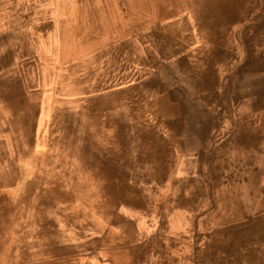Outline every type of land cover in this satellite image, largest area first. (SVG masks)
Returning a JSON list of instances; mask_svg holds the SVG:
<instances>
[{"label": "rangeland", "instance_id": "rangeland-1", "mask_svg": "<svg viewBox=\"0 0 264 264\" xmlns=\"http://www.w3.org/2000/svg\"><path fill=\"white\" fill-rule=\"evenodd\" d=\"M213 1L0 0V264H264V106L253 105L264 100V21L256 37L249 32L264 18V0ZM124 38L153 67L145 78L153 75L163 91L122 94L139 65L130 53L128 61L100 53ZM180 57L208 65L213 85L198 90L196 71L183 69ZM169 91L180 131L198 132L184 144L198 149L206 135V158L197 153L184 168L145 172L135 140L126 139L123 171L117 104L139 100L153 123ZM87 103L109 105L96 127L81 115ZM103 167L114 173L111 182L127 186L131 202L118 187L105 195Z\"/></svg>", "mask_w": 264, "mask_h": 264}, {"label": "bare ground", "instance_id": "bare-ground-1", "mask_svg": "<svg viewBox=\"0 0 264 264\" xmlns=\"http://www.w3.org/2000/svg\"><path fill=\"white\" fill-rule=\"evenodd\" d=\"M196 1V5H199L200 4V1L201 0H195ZM217 2H218V0H215V1H213V3H216L217 4ZM198 15L197 14H195V19L196 20H198ZM258 19V18H257ZM223 20H225V19H223ZM257 21V20H256ZM263 21H264V18H262V21L261 20H259L258 22H257V24H255L254 26H252V27H249V32L251 31L252 32V38H254V37H256L255 36V34H256V31L257 30H259V29H262V23H263ZM236 23V22H235ZM260 32H262V33H264V31L262 30H260ZM262 36V35H261ZM124 37V36H123ZM168 36L166 35V37L165 36H162V38H163V40H164V38H165V41L167 42V44H168V46H171V44L172 43H174V42H172V41H174V38H173V35L171 36V35H169V38H167ZM259 38H264V37H259ZM253 40V39H252ZM256 40V39H255ZM175 44V43H174ZM173 46V45H172ZM139 47V46H138ZM129 48V52H127V49ZM140 48V47H139ZM163 48V47H162ZM124 49H125V55H124V53H123V51H124ZM142 49V48H141ZM180 49H182L183 50V48L182 47H180ZM179 49H177V50H175V52H177ZM120 51H122V52H120ZM180 51V50H179ZM141 52V51H140ZM140 52L138 51H136V49L131 45V43H129L126 39H123L122 41H116V43L114 44V45H111L110 47H108V48H106V49H103V50H101V53H100V55H101V57H103V55H108L107 56V58H115V60H118L120 57H124V58H126V61H128V58H129V56H128V54L130 53V55L131 54H133V56L134 57H132L133 59H132V62H134L135 64H138L139 65V67H135L134 69L137 71V75L136 76H138V78L134 81V83H133V86H131L130 88H126V89H124L123 90V92H122V94L123 93H126L128 90H130V92H133V91H140V90H146V91H149V90H159V91H163L164 89H163V86H160V85H158L157 84V81H156V78L153 76V75H150V77L149 78H145V76L146 75H148V74H146L147 72H150V71H152L151 69H153V67L151 66H147L146 64H145V62H144V59H143V57H141V54H140ZM175 52L173 51V54H175ZM121 53H123V55H121ZM224 54V53H223ZM223 56V55H222ZM198 57V56H197ZM107 58H106V60H107ZM212 58V57H211ZM112 59V60H113ZM215 59V58H214ZM136 60V61H135ZM252 60V59H251ZM200 61L201 60H199V58H198V61H197V63L196 64H189V63H187V61L186 60H184L183 58H179L178 59V63L181 65V67L183 68V69H186V70H188V72L189 73H191L192 71H196L195 73H196V76H198V80H200V82H199V84L198 83H196V84H198V87H197V89L198 90H201V89H204V90H207L208 89V87L207 86H212L213 85V80L211 81V79H212V73H211V70L210 69H208L209 68V66H208V68H207V66L204 68V70H201L200 69V66H199V63H200ZM209 61V60H208ZM106 62V61H105ZM108 62V61H107ZM106 62V63H107ZM210 64V63H209ZM76 65V64H75ZM133 65V64H132ZM72 67V66H71ZM251 67V66H250ZM129 68H130V66H129ZM138 70H137V69ZM143 68V69H142ZM233 68V67H232ZM108 69V68H107ZM106 69V70H107ZM195 69V70H194ZM250 69H253V70H255L256 71V67H253V68H250ZM73 70V69H72ZM71 70V71H72ZM134 70V71H135ZM192 70V71H191ZM8 72V71H7ZM67 72V71H66ZM150 74V73H149ZM129 75V74H128ZM125 76H126V74H125ZM130 76H131V74H130ZM133 76V75H132ZM131 76V77H132ZM124 77V76H123ZM127 77V76H126ZM135 77V76H134ZM114 78V77H113ZM125 78V77H124ZM197 78V77H196ZM126 79H128V78H126ZM234 79V78H233ZM118 80V79H117ZM132 80V79H131ZM122 81V80H121ZM15 82V81H14ZM90 82V81H89ZM196 82H197V80H196ZM122 83V82H121ZM15 84V83H14ZM13 84V85H14ZM21 84V83H20ZM123 84V83H122ZM59 85H61V84H59ZM11 86V85H10ZM117 86V85H116ZM16 88V87H15ZM106 88V87H105ZM112 88V87H111ZM13 89V88H12ZM102 88H100V87H95V89H93L94 91H96V90H101ZM104 90V89H103ZM117 90V89H116ZM86 91V90H85ZM84 91V92H85ZM262 91V90H261ZM17 92V91H16ZM264 92V91H263ZM4 93V92H3ZM12 93H14V92H12ZM92 93V92H91ZM160 93V92H159ZM57 94V93H56ZM263 94V93H262ZM261 94V95H262ZM83 95V94H82ZM153 95V94H152ZM78 96V95H77ZM132 96V95H131ZM62 98V97H61ZM129 98V97H128ZM127 98V99H128ZM147 98V97H146ZM255 98V97H254ZM131 99V98H130ZM259 99H260V101L258 102V100L257 101H254V103H253V105L255 106V107H261V106H264V100L263 99H261V97H259ZM123 101V100H122ZM126 101V100H125ZM128 101V100H127ZM66 102V101H65ZM121 102V101H120ZM114 103V102H113ZM47 104V101L46 100H43L42 101V107H41V110L43 111V110H45V108H44V105H46ZM109 104V103H108ZM111 104V103H110ZM117 104V103H116ZM13 105V104H12ZM157 106H158V114H156V116H154V122L152 123V122H150L149 120H148V115H149V113H150V108H144L142 105H141V102L139 101V100H135V101H132V102H126V103H123V104H117V106H119L118 108V113H117V116H119V118H120V121H119V123H118V127L116 128L117 130L115 131V135H114V138H115V140L117 139L118 141L116 142V144L118 145V147H119V159H122V160H120V162H121V164L122 165H124V170L123 171H126V166H128V159H125V158H127L126 156L128 155V150H127V148H126V146H125V140L126 139H133V140H135V142H136V153H137V151L139 152V154H140V158H137V160H136V162L139 164V165H141L140 166V168L141 169H143L145 172H150V171H154V172H158V171H160V172H162L164 169H165V165H166V163H168V160L172 157L171 155H169V152H168V154H166V152H165V155L163 156V155H159V153H158V150H160V149H162L163 147H165L164 145H165V141L163 140V138L162 137H159V136H161L159 133H158V131H159V129L160 128H167L168 129V131H169V133L171 132V133H174V132H177V131H180L181 130V127H182V118L180 117V115H181V113H180V111H179V107H178V105H177V103H176V100H175V97L173 96V93L171 92V91H169V92H166V94H164V96L162 97V98H160V101H158L157 102V104H156ZM107 106V104L106 103H101V104H93V105H91L90 103L88 104L87 103V105H84V107H83V111L81 112V115L82 116H87L91 121L90 122H92V126H95L96 127V125H94V121H95V119L97 118L96 117V114L98 113V112H101L102 110H100V108H104V110H108V108H109V105H108V107H106ZM8 107V106H7ZM68 107V106H67ZM112 108V107H111ZM114 108V107H113ZM8 109V108H7ZM7 109H5V110H7ZM46 110H47V108H46ZM113 110V109H112ZM117 111V110H116ZM54 112V111H53ZM106 112V111H105ZM108 112V111H107ZM52 113V112H51ZM109 113V112H108ZM252 113H254V112H252ZM258 113V112H257ZM50 114V113H49ZM111 114V113H110ZM54 115V114H53ZM258 115V114H257ZM11 116V115H10ZM55 116V115H54ZM53 116V117H54ZM108 115H106V117H107ZM161 116L162 117H166L164 120H161ZM25 118H26V116H25ZM32 118V117H31ZM86 118V117H85ZM109 118H111V117H109ZM126 118H133V120H134V122L135 123H137V125H139V126H134L133 128H130L129 126H127V125H125V124H127V123H123V121L126 119ZM53 119V118H52ZM51 119V120H52ZM55 119V118H54ZM115 119V118H114ZM87 121V120H86ZM85 121V122H86ZM104 121V120H103ZM189 121V120H188ZM244 121V120H243ZM18 122L19 123H22V122H24V119H22V118H20V119H18ZM128 122H130V121H128ZM104 123V122H103ZM192 123V122H191ZM27 124V123H26ZM39 124H40V121H39ZM48 124V123H47ZM102 124V123H101ZM105 124V123H104ZM22 125V124H21ZM30 125V124H29ZM50 125H51V123H50ZM17 126V125H16ZM26 126V125H25ZM54 126V125H53ZM26 127H28V126H26ZM56 127V126H55ZM59 127H60V123H59ZM245 127V126H244ZM243 127V128H244ZM13 128V127H12ZM85 128H86V126H85ZM91 128V127H90ZM92 128H94V127H92ZM97 128H99V127H97ZM103 128V127H102ZM30 129V128H29ZM56 129V128H55ZM15 130V129H14ZM34 130V129H33ZM100 130V129H99ZM105 130V129H104ZM47 131V130H46ZM87 131V130H86ZM101 131H103V130H101ZM111 131H113V130H111ZM128 131H130L129 133V135L127 134V132ZM199 131V135H200V133H202V132H204L202 129L200 130H198ZM206 131V130H205ZM14 132V131H13ZM63 132V131H62ZM88 132V131H87ZM191 132V131H190ZM193 132H195V130L193 131ZM50 133V132H49ZM88 133H90V132H88ZM96 133H99V131H97V130H95V133L94 134H96ZM104 133V132H103ZM243 133V132H242ZM28 134V133H27ZM203 134H205V133H203ZM75 135V134H74ZM88 135H90V134H88ZM112 135V134H111ZM30 136H31V134H30ZM63 136H65V135H63ZM96 136V135H95ZM240 136H242V135H240ZM249 136H251L250 135V133H249V135H247V134H245V137H247L246 139H249L250 137ZM32 137V136H31ZM19 138V137H18ZM96 138H97V136H96ZM107 138H110V136H108ZM64 139H65V137H64ZM59 140V139H58ZM177 140V139H176ZM238 140V139H237ZM245 140V139H244ZM26 141H28V140H26ZM60 141V140H59ZM64 141V140H63ZM100 141V140H99ZM176 142V141H175ZM235 142V141H234ZM101 143V142H100ZM241 143H243V141L241 142ZM246 143V142H245ZM248 143H250V142H248ZM27 144H29V143H27ZM33 144V143H32ZM103 144V143H102ZM126 144H127V142H126ZM236 144V143H235ZM1 146V145H0ZM32 146V145H31ZM53 146V145H52ZM29 147H30V145H29ZM102 147V146H101ZM107 147V146H106ZM109 147V146H108ZM234 147V146H233ZM22 148H23V146H22ZM222 148V147H221ZM109 149V148H108ZM116 149V148H115ZM79 150V149H78ZM106 150V149H105ZM113 150H114V148H113ZM151 150H153V154H150V152H151ZM79 152V151H78ZM24 154V153H23ZM80 155H81V153H80ZM83 155V154H82ZM94 155V154H93ZM115 155V154H114ZM4 156H5V153H4ZM32 156H33V154H32ZM201 155L199 154V157H200ZM83 157V156H82ZM28 159V158H27ZM86 159V158H85ZM199 160V159H198ZM24 161V160H23ZM50 161V160H49ZM85 161V160H84ZM89 160H87V162H88ZM104 162V161H103ZM194 162H196L197 163V165H198V161L195 159V161ZM50 163V162H49ZM75 163V162H74ZM90 163V162H89ZM155 163V165L154 166H152V168H148L147 166L148 165H150V164H154ZM93 165H94V163H93ZM192 165V164H191ZM85 166V165H84ZM109 166V165H108ZM145 166V169L143 168ZM22 167V166H21ZM89 167V166H88ZM29 168H30V166H29ZM104 168V167H103ZM31 169V168H30ZM29 169V170H30ZM78 169V168H77ZM195 169V166H189V167H187L185 170H187L188 171V173H189V171L190 170H194ZM76 170V169H75ZM75 170H74V173H75ZM79 170V169H78ZM83 170V169H82ZM85 170V169H84ZM104 171H103V175H101V181H102V187H103V189L106 191L105 192V195H107V193L109 194V192L107 191V190H111V188H114V187H118V188H121V189H123V190H120L121 192H120V194H121V197H123V198H126V200L124 201L125 203H127V202H131V201H129V198L128 197H130V196H128V193H127V186L123 183V182H121V181H116V182H111V175L112 174H114V173H112V172H110V170L108 169H106L105 170V168L103 169ZM51 171V170H50ZM66 171V170H65ZM92 172V171H91ZM29 173V172H28ZM123 174V173H122ZM126 175H128V174H126ZM154 176H155V173L153 174ZM62 176V175H61ZM67 177H68V175H66ZM70 176V175H69ZM260 176V175H259ZM66 177V178H67ZM157 178H159V177H157ZM41 179V178H40ZM65 179V178H64ZM72 179H73V177H72ZM114 179H116V178H114ZM142 179V178H141ZM173 179V178H172ZM249 179V178H248ZM70 180V179H69ZM122 181H125V179H123ZM250 181H252V179H249V182ZM59 182V181H58ZM70 182V181H69ZM78 182V181H77ZM181 182V181H180ZM52 183V182H51ZM46 184V183H45ZM48 185V184H47ZM76 185V184H75ZM80 185H81V183H80ZM172 185V184H171ZM201 185V184H200ZM52 186V185H51ZM195 186V185H194ZM46 187V186H45ZM73 187H75V186H73L72 185V189H73ZM178 187H179V185H178ZM201 187V186H200ZM40 188H42L41 186H40ZM69 188V187H68ZM78 188V187H77ZM173 188V187H172ZM9 189V188H8ZM12 189V188H11ZM115 189V188H114ZM126 189V190H125ZM193 189H194V187H193ZM15 190V189H14ZM75 190V189H74ZM172 191H173V196H174V194H176V189L175 190H173V189H171ZM78 191V190H77ZM129 193H130V191H129ZM1 194V193H0ZM4 194V193H3ZM9 194V193H8ZM171 194V193H170ZM194 194H196V193H194ZM204 194V193H203ZM5 195V194H4ZM10 195V194H9ZM63 195H65V194H63ZM75 195V194H74ZM171 196V195H170ZM176 196V195H175ZM49 197V196H48ZM71 197V196H70ZM177 197V204H179V206L181 207V209L183 210V211H187L188 210V207H189V205L188 204H186V203H188L187 201H184V199H182V198H180L181 196H176ZM187 197V196H186ZM189 197H190V195H189ZM13 197H12V195H11V199H12ZM39 198V197H38ZM63 198V197H62ZM115 198V197H114ZM50 199V198H49ZM58 199V198H57ZM38 200V199H37ZM45 200V199H44ZM191 200V199H190ZM219 201H220V204L221 203H223L222 202V197L219 199ZM60 202V201H59ZM64 202V201H63ZM111 202V201H110ZM173 202V201H172ZM229 202L230 203H232V204H235L234 203V201L233 200H229ZM10 203V202H9ZM174 203V202H173ZM63 204V203H62ZM57 205V204H56ZM6 206V205H5ZM8 208V207H7ZM172 208V207H171ZM259 208V207H258ZM4 209V208H3ZM173 209V208H172ZM171 209V210H172ZM176 209V208H175ZM221 209V208H220ZM237 211V213L236 214H233L234 216H237L238 215V213L239 212H243L242 210H240V209H236ZM0 211H1V209H0ZM10 211V210H9ZM50 211V210H49ZM74 211V210H73ZM5 214H6V212H5ZM11 214V213H10ZM182 214V213H181ZM15 216V215H14ZM73 216V215H72ZM111 216V215H110ZM242 217L241 215H238V217ZM83 218V217H82ZM231 218H233L232 216H231ZM244 218V217H243ZM5 219V218H4ZM69 219V218H68ZM84 219V218H83ZM77 220H79V219H77ZM6 221V220H5ZM63 221H66V220H63ZM81 221V220H80ZM79 221V222H80ZM87 221V220H86ZM71 222V220L69 221V223ZM77 222V221H76ZM74 225V224H73ZM83 225V224H82ZM36 226V225H35ZM99 226V225H98ZM34 227V226H33ZM87 227V226H86ZM101 227H103V226H101ZM3 228V227H2ZM35 228V227H34ZM33 228V229H34ZM106 228V227H105ZM31 229V228H30ZM82 229H85V228H83L82 227ZM89 229V228H88ZM3 230H4V228H3ZM1 231V230H0ZM79 232V231H78ZM77 233V232H76ZM3 234V233H2ZM80 234V233H79ZM1 236V235H0ZM112 236H113V234H112ZM114 237V236H113ZM3 238V237H2ZM26 239V238H25ZM44 241V240H43ZM1 242V241H0ZM77 242V241H76ZM129 242V241H128ZM83 243V242H82ZM99 243V242H98ZM127 244H129V243H127ZM110 245H111V243H110ZM98 246V245H97ZM107 246V245H106ZM109 246V245H108ZM60 255H62L61 253H60Z\"/></svg>", "mask_w": 264, "mask_h": 264}, {"label": "crops", "instance_id": "crops-1", "mask_svg": "<svg viewBox=\"0 0 264 264\" xmlns=\"http://www.w3.org/2000/svg\"><path fill=\"white\" fill-rule=\"evenodd\" d=\"M125 39V38H124ZM184 58H188L189 56H183ZM223 66V65H222ZM221 64L218 66V69L221 67ZM104 67V66H103ZM101 67L104 72L109 73L108 70H106V67ZM93 72V71H92ZM96 72V71H94ZM104 72L102 71V73L104 74ZM201 96V95H200ZM201 134V133H200ZM162 137L163 140L165 141V147H163L162 149L158 150L159 155H165L168 154L171 155L172 157L168 160L167 163V169H176V166H179V168H184L183 166H180L183 163H189V159L187 158L185 160L186 156H190V155H196L197 153H199L200 155H204V158H206L207 155V149H208V144H207V137L206 135L202 136V140L200 139L199 141V147L198 149L195 148H190V146L188 144H184V140H189L190 143L193 137H196L198 139V132H194L193 134L191 133H184L181 131H177L174 133H167V136H159ZM177 139V140H176ZM176 141V142H175ZM185 146H188V148H186ZM250 147L247 146V151L249 152ZM150 154H153V150H151ZM205 161V159H204ZM155 164V163H154Z\"/></svg>", "mask_w": 264, "mask_h": 264}]
</instances>
